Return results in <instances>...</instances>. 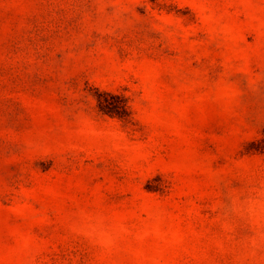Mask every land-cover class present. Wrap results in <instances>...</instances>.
I'll list each match as a JSON object with an SVG mask.
<instances>
[{
  "label": "rangeland",
  "instance_id": "374dc122",
  "mask_svg": "<svg viewBox=\"0 0 264 264\" xmlns=\"http://www.w3.org/2000/svg\"><path fill=\"white\" fill-rule=\"evenodd\" d=\"M0 264H264V0H0Z\"/></svg>",
  "mask_w": 264,
  "mask_h": 264
},
{
  "label": "trees",
  "instance_id": "16d2710c",
  "mask_svg": "<svg viewBox=\"0 0 264 264\" xmlns=\"http://www.w3.org/2000/svg\"><path fill=\"white\" fill-rule=\"evenodd\" d=\"M106 96H109L113 99H107ZM120 100L121 99L118 95L102 92L100 93V97H98V106L103 112L115 114L121 117V112L126 109V105Z\"/></svg>",
  "mask_w": 264,
  "mask_h": 264
}]
</instances>
